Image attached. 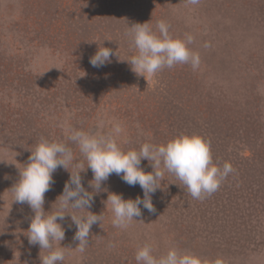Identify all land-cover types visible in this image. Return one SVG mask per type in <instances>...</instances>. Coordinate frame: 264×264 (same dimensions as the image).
<instances>
[{
	"label": "rangeland",
	"instance_id": "obj_1",
	"mask_svg": "<svg viewBox=\"0 0 264 264\" xmlns=\"http://www.w3.org/2000/svg\"><path fill=\"white\" fill-rule=\"evenodd\" d=\"M159 20L173 37L193 36L196 70L177 64L147 81L120 60L136 52L129 27L148 22L155 30ZM99 45L117 55L96 68L89 60ZM115 123L124 150L199 134L210 142L213 164L230 162L234 171L203 199L165 172L151 197L156 211L141 207L127 228L113 226L105 201L112 192L133 200L144 193L110 175L93 196L89 210L102 223L92 226L83 253L70 215L59 221L63 264H137L145 244L157 258L176 249L200 264H264V0H0V264H41L47 254L25 234L34 212L13 202L17 165L27 163L29 148L41 138L66 142L86 168L67 139L71 130L106 134ZM141 167L152 171L147 159ZM69 176L62 167L53 173L46 211ZM81 177L93 191L91 169Z\"/></svg>",
	"mask_w": 264,
	"mask_h": 264
},
{
	"label": "clouds",
	"instance_id": "obj_2",
	"mask_svg": "<svg viewBox=\"0 0 264 264\" xmlns=\"http://www.w3.org/2000/svg\"><path fill=\"white\" fill-rule=\"evenodd\" d=\"M187 2L195 5L199 0ZM169 28L165 20L157 21L155 30L148 22L131 25L127 35L136 52L130 59H119L126 60L131 71L147 81L150 75L177 64H190L196 70L201 61L199 53L189 47L194 41L193 36L185 34L182 38L173 37ZM113 55L117 53L111 48L99 45L89 62L93 67H104L112 62ZM121 132L119 123L113 124L106 134L71 130L67 139L78 147L87 162L86 168L79 165L73 149L66 142L46 138H41L34 149L29 148L31 155L27 163H23V168L16 164L19 179L12 187L13 202L26 203L34 212L25 234L30 244L47 250L46 255L40 254L41 264H63L65 249L57 244L61 245L65 239V229L59 221L69 215L76 225L73 239L78 241V245L75 248L81 253L85 251L92 226L102 223V215L89 210L93 196L102 190V183L112 174L121 176L130 186L138 184L144 193L143 199L138 196L133 200L112 192L105 201L106 208L110 206L113 213V226L127 228L133 219L142 215L141 207L150 213L156 211L151 197L161 188L165 172L175 175L191 197L203 199L216 192L221 182L234 171L230 162H225L222 168L213 164L210 142L199 134H179L166 143L157 145L146 142L138 150H124L116 140ZM144 159H147L152 171H145L141 167ZM70 165H74L76 170ZM60 167L68 170L70 176L63 192L53 203L58 206L54 209L52 205V209L46 211L45 193L54 182L53 173ZM88 168L93 173V179L89 182L93 191H88L82 182L81 172ZM68 209H87L88 212L76 215ZM135 259L137 264H200L194 254L180 253L176 249H169L157 258L150 244L138 248Z\"/></svg>",
	"mask_w": 264,
	"mask_h": 264
}]
</instances>
